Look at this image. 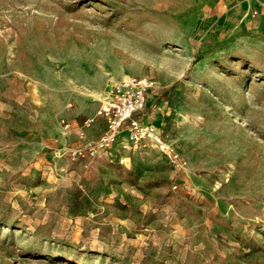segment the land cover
Returning <instances> with one entry per match:
<instances>
[{
  "label": "rangeland",
  "instance_id": "rangeland-1",
  "mask_svg": "<svg viewBox=\"0 0 264 264\" xmlns=\"http://www.w3.org/2000/svg\"><path fill=\"white\" fill-rule=\"evenodd\" d=\"M126 76L177 159L71 154ZM0 264H264V0H0Z\"/></svg>",
  "mask_w": 264,
  "mask_h": 264
},
{
  "label": "built area",
  "instance_id": "built-area-1",
  "mask_svg": "<svg viewBox=\"0 0 264 264\" xmlns=\"http://www.w3.org/2000/svg\"><path fill=\"white\" fill-rule=\"evenodd\" d=\"M153 87V82L146 76H128L114 85L95 116L84 121V126L89 127L99 118L104 119V133L96 139H88L85 132L80 131L79 137L83 144L72 150L71 154L78 158L96 156L100 151L109 148L123 130H128L134 142L150 139L173 160L177 159V155L158 128L138 117L143 114ZM62 124L64 129L70 132L71 124L66 119H62Z\"/></svg>",
  "mask_w": 264,
  "mask_h": 264
},
{
  "label": "crops",
  "instance_id": "crops-1",
  "mask_svg": "<svg viewBox=\"0 0 264 264\" xmlns=\"http://www.w3.org/2000/svg\"><path fill=\"white\" fill-rule=\"evenodd\" d=\"M109 95V92H107ZM94 97L99 99L100 101L97 102L91 97L83 98L82 96L76 95L74 96V106L75 109L73 110V114L79 115V117H75L73 119H67V121L71 124L70 132L74 131L76 134H79L81 130H83L86 136L96 137L97 135H101L104 133L106 129L105 120L99 118L95 121L91 126L86 127L81 125V119L84 118L85 120L88 118H92L95 116L97 109L100 107L101 100L106 98L102 96L100 93H95ZM99 103V104H98Z\"/></svg>",
  "mask_w": 264,
  "mask_h": 264
},
{
  "label": "bare ground",
  "instance_id": "bare-ground-1",
  "mask_svg": "<svg viewBox=\"0 0 264 264\" xmlns=\"http://www.w3.org/2000/svg\"><path fill=\"white\" fill-rule=\"evenodd\" d=\"M127 77V76H126ZM103 100H106V98H104Z\"/></svg>",
  "mask_w": 264,
  "mask_h": 264
}]
</instances>
